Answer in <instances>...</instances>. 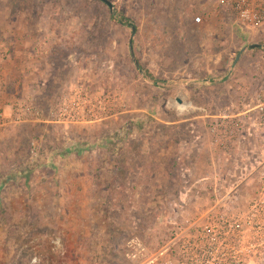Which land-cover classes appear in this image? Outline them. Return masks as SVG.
<instances>
[{
    "label": "rangeland",
    "instance_id": "rangeland-1",
    "mask_svg": "<svg viewBox=\"0 0 264 264\" xmlns=\"http://www.w3.org/2000/svg\"><path fill=\"white\" fill-rule=\"evenodd\" d=\"M110 1L0 0V264H129L225 161L210 124L264 94V50L232 71L254 39L205 0Z\"/></svg>",
    "mask_w": 264,
    "mask_h": 264
},
{
    "label": "built area",
    "instance_id": "built-area-1",
    "mask_svg": "<svg viewBox=\"0 0 264 264\" xmlns=\"http://www.w3.org/2000/svg\"><path fill=\"white\" fill-rule=\"evenodd\" d=\"M205 2L254 39L250 45L264 44V0ZM1 100L0 89V133L8 126ZM32 112L18 102L12 124L28 122ZM209 131L226 151L225 161L170 204L160 244L137 236L127 241L129 264H264V94L254 96L248 109L216 118Z\"/></svg>",
    "mask_w": 264,
    "mask_h": 264
},
{
    "label": "water",
    "instance_id": "water-1",
    "mask_svg": "<svg viewBox=\"0 0 264 264\" xmlns=\"http://www.w3.org/2000/svg\"><path fill=\"white\" fill-rule=\"evenodd\" d=\"M99 1L105 3L109 8L113 9V4L111 3L110 0H99ZM132 32H133V34H135L136 29H135V28H132ZM132 49H133V48H132V43H131V52H132V55L134 56ZM248 50H264V44H252V45H250V46H248V47H245L242 51H240V53L238 54V56H237V58H236V60H235V62H234V65H233L232 71H233V69L239 64V62H240V60H241L243 54H244L246 51H248ZM232 71L229 73L228 77L225 78L224 81H227V80L229 79V77H230L231 74H232ZM179 103H180V101H179Z\"/></svg>",
    "mask_w": 264,
    "mask_h": 264
},
{
    "label": "trees",
    "instance_id": "trees-1",
    "mask_svg": "<svg viewBox=\"0 0 264 264\" xmlns=\"http://www.w3.org/2000/svg\"><path fill=\"white\" fill-rule=\"evenodd\" d=\"M120 24L123 26H128L129 22L123 16L122 19L120 20ZM149 78H153V76L149 75Z\"/></svg>",
    "mask_w": 264,
    "mask_h": 264
},
{
    "label": "bare ground",
    "instance_id": "bare-ground-1",
    "mask_svg": "<svg viewBox=\"0 0 264 264\" xmlns=\"http://www.w3.org/2000/svg\"><path fill=\"white\" fill-rule=\"evenodd\" d=\"M179 106H180V105H179ZM180 108H181V107H180ZM189 108H190V107H189ZM189 108H186V109H185V112H186ZM181 109L183 110V108H181Z\"/></svg>",
    "mask_w": 264,
    "mask_h": 264
}]
</instances>
